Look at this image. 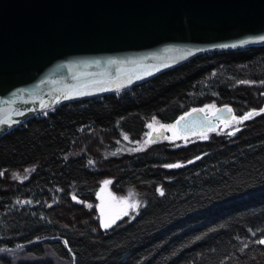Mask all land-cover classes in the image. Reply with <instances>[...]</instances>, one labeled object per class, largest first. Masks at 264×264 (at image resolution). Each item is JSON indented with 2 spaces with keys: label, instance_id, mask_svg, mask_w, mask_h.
<instances>
[{
  "label": "trees",
  "instance_id": "trees-1",
  "mask_svg": "<svg viewBox=\"0 0 264 264\" xmlns=\"http://www.w3.org/2000/svg\"><path fill=\"white\" fill-rule=\"evenodd\" d=\"M255 89L264 90V46L205 53L2 136L0 264H264V113L234 135L102 157L119 141L142 142L153 121L173 125L194 109L231 105L240 117ZM107 179L145 205L103 229L97 196Z\"/></svg>",
  "mask_w": 264,
  "mask_h": 264
},
{
  "label": "water",
  "instance_id": "water-1",
  "mask_svg": "<svg viewBox=\"0 0 264 264\" xmlns=\"http://www.w3.org/2000/svg\"><path fill=\"white\" fill-rule=\"evenodd\" d=\"M261 37L264 0H0V120L8 121L0 138L61 105L142 84L196 56L264 46ZM217 109L179 118L178 137L237 117L231 105Z\"/></svg>",
  "mask_w": 264,
  "mask_h": 264
},
{
  "label": "rangeland",
  "instance_id": "rangeland-1",
  "mask_svg": "<svg viewBox=\"0 0 264 264\" xmlns=\"http://www.w3.org/2000/svg\"><path fill=\"white\" fill-rule=\"evenodd\" d=\"M262 94H264V90L262 91L256 90V89L254 90L252 94L254 107L250 111L256 110L257 112H259L261 109H264V97L262 96ZM202 109H204V112H208L210 114L214 112L217 109V107L214 105H210V106H205ZM246 121L247 120L240 122V123L234 120L232 122H226V123L224 122L223 124H221V126L218 129L213 130L211 132H216V131L222 132V133L234 132L236 128L241 129V125ZM151 125L152 127L150 128L147 138L144 139L139 144L135 146H130L129 144L119 141L117 142L114 150L110 152L104 151L102 157L107 158L110 156H122L126 154L132 155V154L140 153L144 150H147L152 145L156 143H161V142H177V141L183 140L182 141L183 144H186L188 143L187 139L192 137V136H189V137L181 139L177 135V129L174 134V132L171 130H168L166 128H161V125L157 121H153ZM211 132H206V133H202L199 135H195V137L201 138V140H206L209 137V133ZM204 137H207V138H204ZM150 140H154L155 142H150ZM107 181H111V183L106 185L103 182L101 184V187L99 189L98 196H97V201H98L97 210L99 212L100 223L102 224V221L105 219L119 217L118 219L115 220V223L112 224L111 227H113L123 219L135 218L145 205L144 196L140 194L138 191L132 190V189L126 190L124 193H119L113 189V181L109 179H107ZM130 194H131V198L129 199V203H132L134 201H139L140 207L137 210L128 209L129 214L122 215V211L125 207L123 204V200L125 198H128Z\"/></svg>",
  "mask_w": 264,
  "mask_h": 264
},
{
  "label": "snow or ice",
  "instance_id": "snow-or-ice-1",
  "mask_svg": "<svg viewBox=\"0 0 264 264\" xmlns=\"http://www.w3.org/2000/svg\"><path fill=\"white\" fill-rule=\"evenodd\" d=\"M260 39L264 40V37H261ZM79 94H86V93H79ZM193 111H201L203 112L204 109H199V110H196L194 109ZM217 111H224V110H221V109H217ZM228 112H232V109H227ZM261 113H264V109H261L259 112H257L256 110H252V111H249L245 114H243L242 116L240 117H236L235 115L232 116V120L234 121H237L238 123L240 122H243L245 120H248V119H251L254 115H259ZM187 116H191V113H188ZM186 117L185 116H182L180 117V120H185ZM5 123H8V121H5V120H0V124H5ZM12 123H15V121H12ZM180 123V121H177L176 124L178 125ZM149 127L151 128L152 125L150 124ZM188 126L185 125V129L187 128ZM161 128H166L168 130H171L174 132L175 134V131H176V125H161ZM240 129L239 128H236L235 131H239ZM235 131L234 132H229L228 135H234L235 134ZM204 138H207V137H204ZM150 142H155L154 140H150ZM139 150V149H137ZM199 158V157H198ZM189 163H191V161H189ZM182 165L179 164V163H175V164H167L165 165V167L167 168H179L181 167ZM3 173H0V175H2ZM104 183L107 185V184H110L111 181H104ZM158 191L160 192V195H164V192H163V189H158ZM131 198V194L128 198H125L123 200V204H124V209L122 211V215H128V209H132V210H137L139 207H140V202L139 201H134L132 203H129V199ZM73 199H76V197L74 196ZM89 207H91V205H89ZM119 217H113V218H109V219H105L102 221V224L101 226L105 229L109 228L112 226V224L115 223V220L118 219ZM67 243V242H65ZM256 243H259L261 245H264V239H260V240H257ZM0 251H4V249H0Z\"/></svg>",
  "mask_w": 264,
  "mask_h": 264
},
{
  "label": "flooded vegetation",
  "instance_id": "flooded-vegetation-1",
  "mask_svg": "<svg viewBox=\"0 0 264 264\" xmlns=\"http://www.w3.org/2000/svg\"><path fill=\"white\" fill-rule=\"evenodd\" d=\"M205 113L209 114L208 112H205ZM223 123H224V122H221V123H220V126H221V124H223Z\"/></svg>",
  "mask_w": 264,
  "mask_h": 264
}]
</instances>
